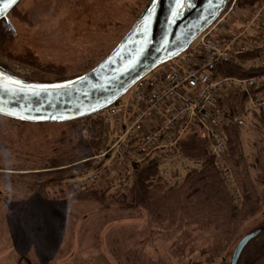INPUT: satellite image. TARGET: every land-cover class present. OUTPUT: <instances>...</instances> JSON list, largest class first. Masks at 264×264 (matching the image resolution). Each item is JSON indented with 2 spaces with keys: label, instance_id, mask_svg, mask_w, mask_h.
Instances as JSON below:
<instances>
[{
  "label": "trees",
  "instance_id": "obj_1",
  "mask_svg": "<svg viewBox=\"0 0 264 264\" xmlns=\"http://www.w3.org/2000/svg\"><path fill=\"white\" fill-rule=\"evenodd\" d=\"M262 2L264 0H236L234 8L250 11ZM259 57L260 51H254L238 56L237 62L218 63L212 78L244 79L263 75L264 67L255 62ZM218 105L231 117L241 116L246 110L247 97L232 91L222 96ZM0 119L19 127H63V131L53 135L51 155L45 158L53 168L73 165L89 169L87 163L82 165L80 162H88L104 140L100 114L63 124H27L4 117ZM87 126L89 136L84 140L81 131ZM250 131L252 139L249 140L248 153H245L241 129L231 124L223 127L227 146L225 164L242 197L240 208L235 205L236 199L231 193L233 185L223 180L213 155L208 151V142L199 138L196 131H192L180 140L177 153L186 159L200 162L201 167L187 172L180 183L164 180L159 173L160 157L157 156L133 163L131 176L122 183L117 193L103 184L87 191L67 192L56 181L63 180L68 173H50L46 176L52 177V180L45 184L36 179L31 180L28 189L30 199L25 205L16 204L15 209L10 202L7 206L0 196V205L4 202L7 207L5 213L1 211V223L3 226L7 225L4 224L6 222L10 223L12 229L10 233L5 229L2 233L13 241L21 240L22 244L19 242L14 245L16 249L23 250L21 254L39 259L41 264H48L45 262L47 257H54L43 251L48 240L46 238L45 243L47 231H54L51 240L57 241L61 235L66 241L69 240L71 246L72 242L82 236L85 224L92 220L94 224L126 226L119 229L128 233L129 252H125L123 257L129 255L130 262L142 258L144 264L154 263L148 257L147 249L155 240L160 239L170 242L169 250L176 256L182 257L189 251L190 254L197 253L206 257L207 262L211 263L207 253L211 252L216 257L222 254L236 238L243 222L258 210L260 202H264L263 112L252 113ZM43 186L46 187L44 190L40 188ZM47 214L49 220L46 219ZM106 229L109 227L103 226L102 232ZM205 240L209 245L212 243V247L198 246ZM111 253L115 257L122 254L117 249ZM73 260L76 262V258Z\"/></svg>",
  "mask_w": 264,
  "mask_h": 264
},
{
  "label": "rangeland",
  "instance_id": "obj_2",
  "mask_svg": "<svg viewBox=\"0 0 264 264\" xmlns=\"http://www.w3.org/2000/svg\"><path fill=\"white\" fill-rule=\"evenodd\" d=\"M58 1L64 7L59 8L53 17H48L47 11L55 8ZM232 1H228L226 10ZM147 2L149 0H96L95 4L94 0H87L86 3L84 0L80 7L78 0H21L9 17L15 32L13 33L15 39L11 36L5 40L3 33L5 30L0 24V65L9 74L28 82L51 83L82 75L98 64L114 48L133 25L132 23L141 16ZM249 13L250 11L239 7L233 8L226 18L224 27L219 32L226 36L232 35L234 31L243 27V22L248 18ZM44 72L48 73L44 74ZM241 116L246 123L245 127L240 128L241 141L245 153H248L249 140L252 139L251 115L245 110ZM103 126L104 140L95 156L109 146L108 141L105 140L106 128L104 124ZM88 128L89 126L81 131V137L84 140L88 139ZM61 131H63V127L60 126L19 127L0 119V196L6 201L7 206L9 202L13 208L16 207V204L25 205V202L30 199L28 198L30 196L28 189L31 180L36 179L39 183L44 182L45 184L52 180V177L46 176L50 173H68L66 178L56 181V184L61 183V187L67 192L87 191L101 184L110 187V189L111 186L118 188L124 182L121 177H118L116 182L107 184L105 182L106 175L110 176V173H105V180L96 187L88 185L84 189L79 188L76 185L77 180L88 177L99 168L92 158L88 159V162H80V164L87 163L90 166L89 169H80L73 165L50 167L45 158H49L51 155L49 153L52 143H54L53 135ZM137 158H139L138 153ZM200 167V162L186 159L180 155L176 158L162 157L158 162L160 175L171 183H180L187 172L199 170ZM230 184L233 185L231 193L236 199L235 205L240 208L242 197L237 185L233 182ZM40 188L44 190L46 187ZM2 207L3 209H1ZM1 211L3 213L7 211L4 202L0 205V217ZM49 218L50 216L47 214L46 219L49 220ZM1 219L0 264H26L21 261L23 259L28 260L31 264H41L39 259L35 260L21 254L23 250L14 247L16 243L22 244V242L21 240L18 242V240L8 239L2 233L4 229L8 233L12 232V229L8 222L3 226ZM43 221L47 223L45 220ZM103 226L109 227V229L102 232ZM16 227L19 228L17 225ZM121 227L126 226L110 223L94 224L92 220H89L81 232L82 236L72 242L71 246L69 240L66 241L61 235L57 241L51 240L54 238V231L50 229L46 233L45 243L46 238L48 240L45 245L43 243V251L52 254L54 258L48 256L45 262L48 264H144L141 257V259L131 262L129 255L123 257L125 252L126 254L129 252L127 250L128 238L126 237L128 233L120 230ZM114 229L119 230L115 231ZM258 229L261 230V233L245 247L237 264H264V202H260L258 210L243 222L237 231L236 238L232 243L230 242L231 245L229 244L225 251H222V254L216 257L211 252L207 253L211 263L207 262L206 257L197 253L190 254L189 251L185 252L182 257L176 256L169 250L170 242L160 239L155 240L148 247L147 253L154 262L152 264H230L238 241L244 235ZM204 243L206 240L199 243L198 246L212 247V243L210 245ZM114 249L122 253L116 256L117 258L111 253L114 252ZM74 258H76V262L73 260ZM189 260L191 262H188Z\"/></svg>",
  "mask_w": 264,
  "mask_h": 264
},
{
  "label": "built area",
  "instance_id": "obj_3",
  "mask_svg": "<svg viewBox=\"0 0 264 264\" xmlns=\"http://www.w3.org/2000/svg\"><path fill=\"white\" fill-rule=\"evenodd\" d=\"M235 2L186 52L154 69L119 102L100 113L109 146L92 157L99 168L77 180L79 188L96 187L105 180L106 171L114 170L117 164L122 166L119 173L105 181L116 182L118 177L123 181L130 173L128 154L134 146L140 155L138 163L154 154L165 157L192 131L208 142V151L223 180L232 182L225 164L223 127L231 124L241 128L246 123L243 116H229L219 107L218 100L229 91H238L247 97L246 113L264 112V74L244 79L212 78L218 63L237 62L238 56L254 51H260L255 62L264 67V2L251 8L241 29L228 36L219 32ZM151 121L155 122L154 127L150 126Z\"/></svg>",
  "mask_w": 264,
  "mask_h": 264
},
{
  "label": "water",
  "instance_id": "obj_4",
  "mask_svg": "<svg viewBox=\"0 0 264 264\" xmlns=\"http://www.w3.org/2000/svg\"><path fill=\"white\" fill-rule=\"evenodd\" d=\"M19 1L0 0V20ZM228 1L151 0L98 64L68 80L28 82L0 69V117L27 124H63L99 114L154 69L182 55L219 18ZM260 233L255 230L238 241L230 264H237Z\"/></svg>",
  "mask_w": 264,
  "mask_h": 264
},
{
  "label": "crops",
  "instance_id": "obj_5",
  "mask_svg": "<svg viewBox=\"0 0 264 264\" xmlns=\"http://www.w3.org/2000/svg\"><path fill=\"white\" fill-rule=\"evenodd\" d=\"M235 32V31H234ZM232 91H229L226 95H228L229 93H231ZM247 107V106H246ZM254 112H261V111H258V110H250L248 113L251 115V118H252V113H254ZM155 122L154 121H151V122H149V124H150V126L151 127H154L155 126V124H154ZM109 140L111 141V137L109 138ZM137 150H136V146H134L133 148H132V151L131 152H129V154H128V159H129V161L131 162V165L133 164V163H138V162H136V161H138L139 159H140V155H139V158H137L136 159V155H137ZM179 154L177 153V148L175 149V150H172L170 153H169V157H173V158H176L177 156H178ZM153 156H157V155H152L151 157H153ZM167 155L165 156V157H168ZM151 157H149V158H151ZM157 157H159V156H157ZM160 158H162V157H160ZM145 159H147V158H145ZM142 162V161H141ZM118 167V169H116ZM122 168V166L121 165H119V164H117V165H115V169L114 170H109V171H106V173H110V176H108V175H106V181H108V180H110V179H112V177H114V176H116L117 174H118V172L120 171V169ZM131 176V167H130V173H129V175L124 179V181L128 178V177H130ZM105 181V182H106ZM103 182V181H102ZM101 182V183H102ZM107 184H111V183H107ZM122 184H120L119 185V187L117 188V187H114L113 188V186H111L112 188V191L114 192V193H117V191H118V189L120 188V186H121Z\"/></svg>",
  "mask_w": 264,
  "mask_h": 264
},
{
  "label": "flooded vegetation",
  "instance_id": "obj_6",
  "mask_svg": "<svg viewBox=\"0 0 264 264\" xmlns=\"http://www.w3.org/2000/svg\"><path fill=\"white\" fill-rule=\"evenodd\" d=\"M83 1L84 0H78V2H79V4H80V7H81V4L83 5ZM86 1L87 0H85V3H86ZM97 1H99V0H97ZM21 2V0L16 4V6L8 13V15L5 17V18H3L2 20H0V24H2L3 25V27H4V34H5V40H7V39H9L11 36L13 37L15 34H13V33H15L14 32V30L12 29V26H11V24H10V19H9V17L11 16V14H12V11L18 6V4ZM94 2H95V4H96V0H94ZM150 2H151V0H149V2H147V4H146V6L144 7V9H143V11L141 12V14L140 15H142L144 12H145V10H146V8L148 7V5L150 4ZM62 7H64V5H62V4H59V1L58 2H56V6H55V8H53L51 11L50 10H48L47 11V13H46V15L48 16V17H53L54 15H55V13L56 12H58V9L59 8H62ZM75 8L76 9H78L76 6H75ZM133 24V23H132ZM132 26V25H131ZM130 29V28H129ZM8 34V35H7ZM14 38V37H13ZM15 39V38H14ZM0 69L1 70H3V71H5V72H7L8 73V71L4 68V67H2L1 65H0ZM48 72H44V74H47Z\"/></svg>",
  "mask_w": 264,
  "mask_h": 264
}]
</instances>
